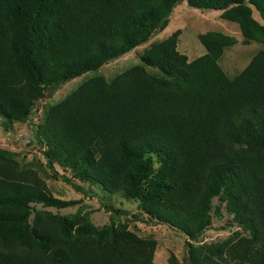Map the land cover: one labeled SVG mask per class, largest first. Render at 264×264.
<instances>
[{
  "label": "trees",
  "instance_id": "trees-1",
  "mask_svg": "<svg viewBox=\"0 0 264 264\" xmlns=\"http://www.w3.org/2000/svg\"><path fill=\"white\" fill-rule=\"evenodd\" d=\"M182 1L0 0V116L19 120L47 88L151 41L140 64L111 81L90 79L48 113L40 127L48 166L55 161L78 176L87 170L93 182L185 233L208 223L210 201L223 190L228 210L261 242L264 264V0H185L220 10L244 44L263 45L233 77L219 64L233 36L199 33L205 52L192 60L177 49V31L151 40ZM45 190L35 170L0 150V264H154L155 242L131 231L105 238L72 232L66 221L29 224L31 202L75 203ZM194 251L188 264H205ZM255 255L237 251L233 264H259Z\"/></svg>",
  "mask_w": 264,
  "mask_h": 264
},
{
  "label": "rangeland",
  "instance_id": "rangeland-1",
  "mask_svg": "<svg viewBox=\"0 0 264 264\" xmlns=\"http://www.w3.org/2000/svg\"><path fill=\"white\" fill-rule=\"evenodd\" d=\"M254 17H257L256 13ZM209 30L220 31L237 40L234 45L224 49L219 60L229 77L241 71L262 47L255 41L244 44L238 25L223 19L219 10L192 8L187 6L185 0L175 6L168 25L151 40L161 41L177 31V49L191 60L205 52L197 35ZM150 42L108 61L96 70L47 88L49 91L45 92V96L36 100L29 113L19 120L8 121L0 116V150L9 151L20 166L35 170L44 181L49 196L75 201L63 208L45 207L31 202L26 215L28 223L40 227L47 222L60 225L66 221L71 225L72 232L79 230L90 235L102 233L105 238L111 237V230L131 231L140 238L155 242L154 264H188L190 250L194 248L198 249L194 252L206 261L205 264H233L238 259L232 255L243 250L256 251L253 261L261 264V242L243 227L242 216L238 218L228 210L223 190L210 201L206 211L208 223L198 233H185L141 209L138 200L126 197L122 192H109L101 184L93 182L87 170L78 176L63 170L55 161L52 163L53 169L48 166L44 155L47 145L40 129L48 113L90 79L102 77L111 81L126 69L140 64V55ZM145 68L151 73H158L154 68ZM61 175L69 180H64ZM161 175L159 163L156 162L155 185ZM115 210H124L126 213Z\"/></svg>",
  "mask_w": 264,
  "mask_h": 264
},
{
  "label": "crops",
  "instance_id": "crops-1",
  "mask_svg": "<svg viewBox=\"0 0 264 264\" xmlns=\"http://www.w3.org/2000/svg\"><path fill=\"white\" fill-rule=\"evenodd\" d=\"M219 11H220V10H219ZM254 11H256V10L253 9V13H252V14H253V17H254V13H256V14H257V17H254V18L261 22L262 20H261L259 14H258L257 12H254ZM172 12H173V11H172ZM220 13H221V11H220ZM169 21H170V19H169ZM177 43H178V41H177ZM262 47H263V45H262ZM262 47H261V48H262ZM204 50H205V49H204ZM201 55H202V54H201ZM186 56H187V55H186ZM199 56H200V55H199ZM187 58H188V57H187ZM195 58H196V57H195ZM191 60H192V59H191Z\"/></svg>",
  "mask_w": 264,
  "mask_h": 264
}]
</instances>
